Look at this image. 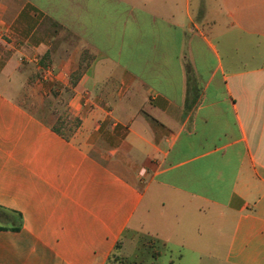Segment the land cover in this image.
Wrapping results in <instances>:
<instances>
[{
    "label": "crops",
    "instance_id": "crops-1",
    "mask_svg": "<svg viewBox=\"0 0 264 264\" xmlns=\"http://www.w3.org/2000/svg\"><path fill=\"white\" fill-rule=\"evenodd\" d=\"M0 209V264H264V0H0Z\"/></svg>",
    "mask_w": 264,
    "mask_h": 264
},
{
    "label": "rangeland",
    "instance_id": "rangeland-1",
    "mask_svg": "<svg viewBox=\"0 0 264 264\" xmlns=\"http://www.w3.org/2000/svg\"><path fill=\"white\" fill-rule=\"evenodd\" d=\"M28 71V83L31 85V89L26 90V94H29V96L35 98V97H47L48 99L44 101V104L42 107L36 105L35 103L31 105V108L36 111L37 113H42V111L46 108L49 110L53 111L54 113L58 114H68V109L66 107V99L68 97V94L70 93L67 89H56L55 86H52L51 83L43 80L41 73H38L37 71H34L32 68H27ZM69 125V126H68ZM73 127V121H71L69 124L64 126V130L68 131ZM153 209H155V213L158 216V225L159 227H162V218H161V210L162 207L158 202H155L153 204ZM183 213V209L177 208V214L178 217L181 216ZM6 214V212L0 210V217L2 215ZM176 217L172 220L171 226L174 227L176 226V220L179 218ZM1 223V220H0ZM178 228L182 230V236L184 235L183 232L185 229L188 228L189 231H192L196 229L197 227L202 228L203 225L201 223V220L199 219L197 224L190 223L189 225L186 222V218L181 219V223L177 225ZM142 240V239H141ZM140 238H138L137 234L134 233L133 237L129 240L121 239L119 243L116 245L114 248L112 254L110 255V258L107 262V264H141L140 261H137L136 257L138 256V245H140L141 242ZM183 241V240H181ZM174 242L178 243V240H174ZM148 246L151 244L149 242H146ZM150 244V245H149ZM143 245V244H142ZM180 245H183V242L180 243ZM185 244L182 248L178 249L180 252L183 254L188 253L187 248H185ZM200 251H204L205 253V259L203 260V264H211L209 263L210 259L208 255L212 254V249L208 250L207 247H204L202 249H199ZM152 249L150 248V252L152 253ZM208 253V254H207ZM172 255L170 252L166 249L163 251V253L160 255V257L154 262V264H169V259ZM186 255H184V259L182 262H177L176 257H171L173 260V264H189L185 260ZM208 261V262H207ZM194 264V263H191ZM212 264H217V263H212Z\"/></svg>",
    "mask_w": 264,
    "mask_h": 264
},
{
    "label": "trees",
    "instance_id": "trees-1",
    "mask_svg": "<svg viewBox=\"0 0 264 264\" xmlns=\"http://www.w3.org/2000/svg\"><path fill=\"white\" fill-rule=\"evenodd\" d=\"M0 210H1V209H0ZM1 211H3V210H1ZM4 212H6V211H4ZM8 215H9V212H6V214H4V215H2V216L6 218V216H8ZM2 216H1V217H2ZM11 216H12L13 218H15L17 221H19V219H20V216L17 215V214H15L14 212L11 213ZM1 217H0V220H1V222H2L3 220L1 219ZM0 228H1V226H0Z\"/></svg>",
    "mask_w": 264,
    "mask_h": 264
}]
</instances>
